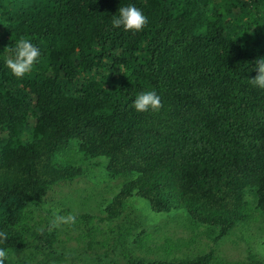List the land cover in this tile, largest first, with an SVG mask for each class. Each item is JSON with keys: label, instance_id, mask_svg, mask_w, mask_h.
<instances>
[{"label": "trees", "instance_id": "1", "mask_svg": "<svg viewBox=\"0 0 264 264\" xmlns=\"http://www.w3.org/2000/svg\"><path fill=\"white\" fill-rule=\"evenodd\" d=\"M125 4L147 17L140 31L111 27ZM21 37L41 57L15 78L3 57ZM258 58L264 0H0L2 246L12 256L34 237L55 250L53 218L38 231L32 210L80 175L53 162L75 145L121 179L108 220L134 211L135 196L152 213H183L214 242L239 231L249 248L245 261L210 251L161 264H264V242L257 255L244 235L264 217V89L248 80ZM145 90L160 107L137 113L131 102Z\"/></svg>", "mask_w": 264, "mask_h": 264}, {"label": "rangeland", "instance_id": "2", "mask_svg": "<svg viewBox=\"0 0 264 264\" xmlns=\"http://www.w3.org/2000/svg\"><path fill=\"white\" fill-rule=\"evenodd\" d=\"M53 162L74 165L80 175L50 188L42 209L32 210L38 231H51L46 226L53 218L55 250L49 253L33 237L26 248L12 254L19 264H161L194 259L210 251L230 262L246 260L249 248L239 231L214 242L203 228L190 227L183 213H152L147 202L135 196L127 202L134 211L108 220L105 207L118 193L121 179L108 176L106 158H85L73 145L56 154ZM69 215L75 217L72 224L64 222ZM252 215L257 216L256 212ZM244 235L250 236L251 250L259 255L264 217L251 221Z\"/></svg>", "mask_w": 264, "mask_h": 264}, {"label": "clouds", "instance_id": "3", "mask_svg": "<svg viewBox=\"0 0 264 264\" xmlns=\"http://www.w3.org/2000/svg\"><path fill=\"white\" fill-rule=\"evenodd\" d=\"M111 27L127 32H138L147 23V17L133 4L121 5L112 15ZM42 45L33 44L27 37H21L3 57L5 68L15 78H23L33 70L35 64L40 62ZM256 75L248 79L249 83L258 89H264V58H258L254 63ZM160 107V98L154 90H145L135 95L131 102V108L137 112L156 110ZM64 222L72 224L75 217L69 215ZM7 235L0 232V264H10L11 252L2 246Z\"/></svg>", "mask_w": 264, "mask_h": 264}]
</instances>
